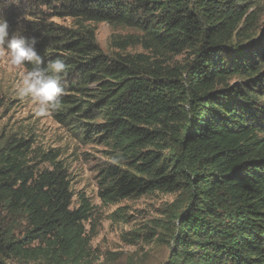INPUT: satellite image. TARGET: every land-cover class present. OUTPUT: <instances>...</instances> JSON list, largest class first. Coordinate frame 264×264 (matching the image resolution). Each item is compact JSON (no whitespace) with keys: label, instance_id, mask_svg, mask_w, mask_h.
I'll use <instances>...</instances> for the list:
<instances>
[{"label":"trees","instance_id":"trees-1","mask_svg":"<svg viewBox=\"0 0 264 264\" xmlns=\"http://www.w3.org/2000/svg\"><path fill=\"white\" fill-rule=\"evenodd\" d=\"M256 1L0 0L10 32L34 37L45 65L66 64L51 118L86 142L102 139L127 166L105 172L102 202L175 195L164 264H264V41L253 39L248 12ZM98 22L140 34L112 40L110 56ZM133 45L144 52L125 53ZM32 143L0 145V264H94L92 204L80 194L71 207L59 152Z\"/></svg>","mask_w":264,"mask_h":264},{"label":"rangeland","instance_id":"rangeland-1","mask_svg":"<svg viewBox=\"0 0 264 264\" xmlns=\"http://www.w3.org/2000/svg\"><path fill=\"white\" fill-rule=\"evenodd\" d=\"M251 10L256 17L253 39L264 41V0H257L248 12ZM56 21L70 22L69 19ZM91 25L95 28L98 45L110 56L115 51L112 40L140 34L137 30L110 26L106 22ZM140 52L144 50L139 45L125 50L127 54ZM184 58L185 54L175 55L169 63H179ZM23 72L25 69L13 66L7 51L0 49V145L17 136L32 139L31 148L56 149L59 152V158L69 172L73 192L71 207L78 205L80 194H84L93 206L85 228L92 236L90 260L94 264H164L170 253L171 241L163 226L167 223L165 216L175 195L156 191L117 203H103L99 191L106 182L103 179L105 172L126 169L127 166L117 161L112 147L102 139L86 142L55 122L49 114L37 116L32 100L19 98L15 91ZM116 211L118 214L112 218L111 214ZM3 258L7 264H25L16 258Z\"/></svg>","mask_w":264,"mask_h":264},{"label":"clouds","instance_id":"clouds-1","mask_svg":"<svg viewBox=\"0 0 264 264\" xmlns=\"http://www.w3.org/2000/svg\"><path fill=\"white\" fill-rule=\"evenodd\" d=\"M12 2L17 3L18 0ZM36 43L34 37H25L19 31L10 32L8 20L0 15V49L7 50L13 66L32 65L31 70L22 73L16 85V94L21 99H31L36 115L45 116L61 107V80L67 67L60 58L49 60L45 65V59L37 51Z\"/></svg>","mask_w":264,"mask_h":264}]
</instances>
